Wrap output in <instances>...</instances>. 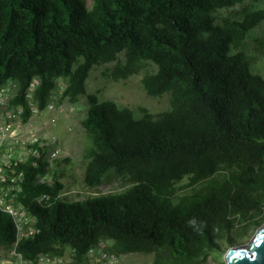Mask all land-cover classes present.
Here are the masks:
<instances>
[{
    "label": "trees",
    "instance_id": "16d2710c",
    "mask_svg": "<svg viewBox=\"0 0 264 264\" xmlns=\"http://www.w3.org/2000/svg\"><path fill=\"white\" fill-rule=\"evenodd\" d=\"M262 1L0 0V86L16 85L8 105L27 122L31 100L44 109L65 79L60 102L87 98L83 183L120 184L65 200L49 162L28 161L16 200L35 231L16 240L0 210V245L27 261L68 251L67 264H85L88 249L104 244L118 258L205 264L250 238L264 222V77L243 44L264 20ZM110 62L115 79L153 64L143 89L169 95V108L136 116L87 93L89 71Z\"/></svg>",
    "mask_w": 264,
    "mask_h": 264
},
{
    "label": "rangeland",
    "instance_id": "374dc122",
    "mask_svg": "<svg viewBox=\"0 0 264 264\" xmlns=\"http://www.w3.org/2000/svg\"><path fill=\"white\" fill-rule=\"evenodd\" d=\"M263 3V1L256 2L255 6H262ZM235 9H239V6H235ZM221 13L223 15L232 13V9L223 10ZM243 48L248 55L252 71L264 77V20L247 34ZM120 58H123V54H120ZM112 67L113 62L94 66L85 80L86 92L96 94L100 101L112 100L119 107H128L136 116L141 115V108H145L150 112H158L169 108V95L150 96L143 89L142 75L147 70L153 71L155 69L153 64H147L137 73L123 79L112 77ZM64 86L65 79L59 78L56 87L51 91L48 105L39 110L38 113L32 112L27 122H23L21 117L17 115L16 108L9 109L10 111L14 109V112H12L15 115L14 121H16L17 129L24 136L35 135L51 141L61 150L59 158H69L68 163L60 160L58 165L54 164V170L59 176L60 182L64 185L60 192L63 199H83L90 194L120 189V184L112 182L97 187H89L83 183L84 153L91 145L90 139L80 124L88 107L87 98L85 95H81L75 103L66 100L60 102L59 96ZM34 107H37V105L31 100L30 110L32 111ZM251 237L242 240L238 244H246ZM226 251L221 255L213 252L205 264H226L224 258ZM11 257L12 250L0 245V261ZM119 261L121 264H151L152 254L126 253L121 255Z\"/></svg>",
    "mask_w": 264,
    "mask_h": 264
},
{
    "label": "built area",
    "instance_id": "2783aa9c",
    "mask_svg": "<svg viewBox=\"0 0 264 264\" xmlns=\"http://www.w3.org/2000/svg\"><path fill=\"white\" fill-rule=\"evenodd\" d=\"M33 83L31 84V94ZM16 92L15 83L8 81L0 86V210L7 213L14 221L16 227V240L32 234L35 218L23 205L16 200V192L22 188L25 171L21 165L28 161L36 165L37 159L44 157L49 166L54 169L53 160L60 157V148L51 141L32 136L22 135L14 121V109L21 117V108L8 105L7 100ZM31 104V103H30ZM38 107L32 108L33 113H38ZM47 174H38L37 181L48 179ZM70 261L69 252L61 256L41 254L33 261L23 259L20 254L12 250L10 259H2L0 264H67ZM85 264H121L119 258L105 250L104 245L88 249Z\"/></svg>",
    "mask_w": 264,
    "mask_h": 264
},
{
    "label": "water",
    "instance_id": "95a60500",
    "mask_svg": "<svg viewBox=\"0 0 264 264\" xmlns=\"http://www.w3.org/2000/svg\"><path fill=\"white\" fill-rule=\"evenodd\" d=\"M224 258L226 264H264V222L246 244L229 247Z\"/></svg>",
    "mask_w": 264,
    "mask_h": 264
}]
</instances>
